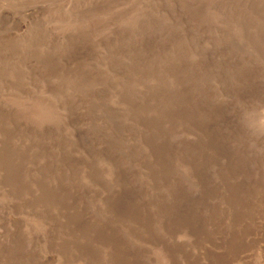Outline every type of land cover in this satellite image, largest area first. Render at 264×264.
I'll return each instance as SVG.
<instances>
[{
  "label": "rangeland",
  "instance_id": "rangeland-1",
  "mask_svg": "<svg viewBox=\"0 0 264 264\" xmlns=\"http://www.w3.org/2000/svg\"><path fill=\"white\" fill-rule=\"evenodd\" d=\"M69 1L0 9V264H264V0Z\"/></svg>",
  "mask_w": 264,
  "mask_h": 264
},
{
  "label": "bare ground",
  "instance_id": "bare-ground-1",
  "mask_svg": "<svg viewBox=\"0 0 264 264\" xmlns=\"http://www.w3.org/2000/svg\"><path fill=\"white\" fill-rule=\"evenodd\" d=\"M19 1H22V0H0V9H1V11H3V13H6V14H10L12 11L14 12L15 11V8L16 7H18V6H21L22 8H31L33 5H26V4H21V5H19L20 4V2ZM40 0H38V2H39ZM71 1L72 0H70L69 2L71 3ZM75 1V0H74ZM85 2V4H87L88 6L89 5H91L92 4V1L93 0H84ZM134 1V0H133ZM73 2V1H72ZM131 2H132V0H131ZM137 3H138V1H136ZM136 2H134V3H136ZM144 2V1H143ZM22 3V2H21ZM25 3V2H24ZM40 3V2H39ZM131 4H133V2L132 3H128L127 5H126V7H125V9H128L129 7H131ZM39 5V4H38ZM37 5V6H38ZM140 5H142V3L140 2ZM28 6V7H27ZM138 6H139V4H138ZM70 7V5H66L65 6V10L67 11L68 9L67 8H69ZM33 8H34V6H33ZM134 8V7H133ZM131 9V8H130ZM130 9H128V10H130ZM24 10V9H23ZM31 12H32V10H31ZM34 12V11H33ZM52 12V11H51ZM121 12V11H120ZM105 13V12H104ZM107 14V13H106ZM62 7H59L58 9H56V10H54L53 12H52V14L51 15H49V16H46L45 18H43V20L45 21V25L44 26H46L45 28H48V29H58V30H60L61 31V29L63 28V27H68V26H70L71 25V21H72V19H60L62 16ZM109 15V14H108ZM143 15V14H142ZM102 16V15H101ZM144 17V16H143ZM12 18L14 19V20H16L19 24H21L22 26H24L25 28L27 27L28 28V26H29V24H30V19L29 20H27L26 18H24L23 16H17L16 14L15 15H13L12 16ZM91 19V18H90ZM125 20V19H124ZM131 20V19H130ZM33 21V20H32ZM123 21V20H122ZM126 22V21H125ZM136 22H138V21H136ZM85 23V22H84ZM95 23H97V22H95ZM125 25H126V23H124ZM124 24H121V25H124ZM93 25V24H92ZM91 25V26H92ZM108 25V24H107ZM74 26V25H73ZM30 27V26H29ZM113 27V26H112ZM111 27V28H112ZM70 28V27H69ZM68 28V29H69ZM103 28V27H102ZM67 29V28H66ZM89 29V28H88ZM26 31H28V30H26ZM80 31V30H79ZM106 31H108V30H105V32ZM105 32H104V30H102L101 32H100V36H102V35H105ZM53 33V32H52ZM55 33V32H54ZM74 33V32H73ZM57 34H58V32H57ZM97 34H98V32H97ZM64 35V34H63ZM62 36V35H61ZM59 37V36H58ZM63 37V36H62ZM61 37V38H62ZM69 38V37H68ZM83 38V37H82ZM93 39V38H92ZM70 40V39H69ZM92 42H94V40H91ZM86 42V41H85ZM88 42H89V40H88ZM90 44V43H89ZM27 46V45H26ZM31 48V47H30ZM147 86V85H146ZM20 96V95H19ZM43 98V97H42ZM24 99V98H23ZM8 101V100H7ZM46 103V102H45ZM50 102H48V104H49ZM42 105H43V103H42ZM12 106V109H14L15 111H17V110H21L22 109V107H23V105H22V103H21V101H20V99L18 98V101H14L13 102V105H11ZM25 106V105H24ZM45 110H46V108L44 107V105L43 106H41V110H39L38 111V113H37V115H41V114H44L43 112H45ZM58 113V112H57ZM36 116V115H35ZM42 116V115H41ZM62 123V122H61ZM60 123V124H61Z\"/></svg>",
  "mask_w": 264,
  "mask_h": 264
}]
</instances>
